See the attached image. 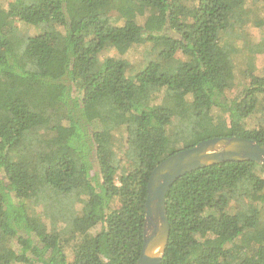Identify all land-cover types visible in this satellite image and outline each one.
Instances as JSON below:
<instances>
[{
	"label": "trees",
	"instance_id": "obj_1",
	"mask_svg": "<svg viewBox=\"0 0 264 264\" xmlns=\"http://www.w3.org/2000/svg\"><path fill=\"white\" fill-rule=\"evenodd\" d=\"M5 9L0 0V264H136L160 163L213 138L264 146V38L247 31H264V0ZM20 23L41 32L18 34ZM145 44L151 59L133 71L122 55ZM166 211L161 264H264V166L188 173Z\"/></svg>",
	"mask_w": 264,
	"mask_h": 264
},
{
	"label": "water",
	"instance_id": "obj_2",
	"mask_svg": "<svg viewBox=\"0 0 264 264\" xmlns=\"http://www.w3.org/2000/svg\"><path fill=\"white\" fill-rule=\"evenodd\" d=\"M234 161L264 166V146L238 137L213 138L170 156L153 170L147 186L143 249L136 264H161L170 238L166 198L173 185L188 173Z\"/></svg>",
	"mask_w": 264,
	"mask_h": 264
},
{
	"label": "rangeland",
	"instance_id": "obj_3",
	"mask_svg": "<svg viewBox=\"0 0 264 264\" xmlns=\"http://www.w3.org/2000/svg\"><path fill=\"white\" fill-rule=\"evenodd\" d=\"M11 1L12 0H4V7L6 8L5 10L8 9V4ZM259 5L261 6V4H259ZM140 20H141V23L144 24V20L142 18H140ZM247 31L252 35V37L255 39V41L264 38V31L263 30L256 29V28H253L252 26H249ZM17 32H18V34H21V35L33 36V35L39 34L41 32V30L26 26V25L20 23L17 25ZM151 50H152L151 46L145 44V45L137 46L136 48L132 49L131 51H128L127 53L122 55V57H123V59H125L129 63V65L133 71H137L140 68H142L144 66V64L149 59H151V56L149 55V51H151ZM108 54L113 55L115 53L110 52V53H107L106 55H108ZM255 65H256L258 74L260 73L263 75V73H264V53L261 55H258L256 57ZM234 95H235V92L228 94L227 96L232 99L234 97ZM1 98H2V94L0 92V99ZM190 138H192V137H190Z\"/></svg>",
	"mask_w": 264,
	"mask_h": 264
}]
</instances>
